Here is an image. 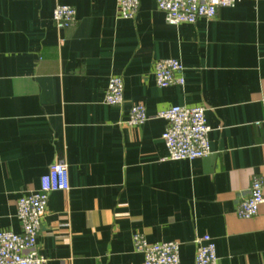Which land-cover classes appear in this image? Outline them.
<instances>
[{
	"label": "crops",
	"instance_id": "obj_1",
	"mask_svg": "<svg viewBox=\"0 0 264 264\" xmlns=\"http://www.w3.org/2000/svg\"><path fill=\"white\" fill-rule=\"evenodd\" d=\"M56 2L75 7L74 25L56 27ZM169 56L184 83L159 86L154 62ZM111 75L123 80L117 105L104 101ZM136 102L151 117L127 125ZM173 104L204 105L209 153L165 158L166 120L153 114ZM56 161L69 188L48 194L43 264H143L136 231L177 240L179 264H193L203 233L217 264L264 262V199L235 213L251 175L264 197V0L178 24L155 0L133 17L117 0H0V229L20 230L17 198Z\"/></svg>",
	"mask_w": 264,
	"mask_h": 264
},
{
	"label": "built area",
	"instance_id": "obj_2",
	"mask_svg": "<svg viewBox=\"0 0 264 264\" xmlns=\"http://www.w3.org/2000/svg\"><path fill=\"white\" fill-rule=\"evenodd\" d=\"M167 22L178 24L194 22L198 17L210 18L221 6H231L236 0H155ZM119 15L133 17L139 0H117ZM52 19L58 29L68 28L76 23L75 7L69 3L56 2L52 9ZM155 81L159 86L184 83V65L177 57H161L154 62ZM104 101L117 105L123 101V80L120 75H111L107 82ZM154 117L166 120L161 137L166 147L168 159H193L209 153L208 130L205 122L204 105L173 104L157 110ZM151 117L141 102L132 103L129 108L127 125L144 122ZM263 179L251 175L247 193L236 207L240 217H250L263 201ZM69 188L66 163L56 161L41 175L37 189L21 193L16 200V216L20 230L0 229V264H43L44 255L38 249V231L46 212L48 194L52 190ZM133 242L143 253V264H179V242L177 240L148 241L136 231ZM193 264H217L214 242L209 234L194 238ZM258 264H264L260 262Z\"/></svg>",
	"mask_w": 264,
	"mask_h": 264
}]
</instances>
